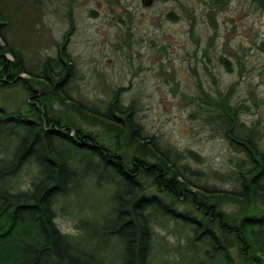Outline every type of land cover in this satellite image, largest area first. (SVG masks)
<instances>
[{
    "label": "trees",
    "instance_id": "1",
    "mask_svg": "<svg viewBox=\"0 0 264 264\" xmlns=\"http://www.w3.org/2000/svg\"><path fill=\"white\" fill-rule=\"evenodd\" d=\"M249 1L264 12V0ZM10 23L0 13V90L20 86L28 101L25 111L0 108V264H104L99 244L87 247L97 239L118 243L120 264H154V229L166 223L189 264H264V148L261 131L239 118L242 105L200 86L189 99L205 105L201 118L231 150L227 170L213 175L229 187L218 188L191 168L189 159L202 162L197 153L145 133L120 89L103 113L75 103L66 88L76 67L63 49L31 75L10 47ZM90 183L107 192L108 210L80 217L77 240L59 229L58 210Z\"/></svg>",
    "mask_w": 264,
    "mask_h": 264
},
{
    "label": "rangeland",
    "instance_id": "2",
    "mask_svg": "<svg viewBox=\"0 0 264 264\" xmlns=\"http://www.w3.org/2000/svg\"><path fill=\"white\" fill-rule=\"evenodd\" d=\"M0 13L10 16V47L31 75H40L41 63L63 49L76 67L66 88L75 103L103 113L120 89L121 103L135 101L147 135L201 157V163L188 161L206 172L208 184L229 187L213 175L227 170L231 150L215 125L201 118L205 105L189 101L201 95L199 86L242 105L239 118L256 125L264 148V12L249 0H0ZM27 101L20 86L0 90V108L7 112L25 111ZM106 193L92 183L84 187L75 206L58 210L59 229L79 240L80 217L93 221L105 213ZM171 229L170 223L154 229V264H189L184 242ZM97 245L104 264H120L115 240H92L87 247Z\"/></svg>",
    "mask_w": 264,
    "mask_h": 264
}]
</instances>
